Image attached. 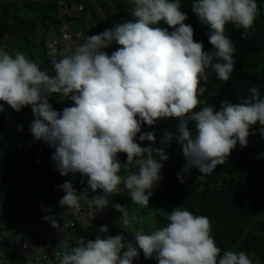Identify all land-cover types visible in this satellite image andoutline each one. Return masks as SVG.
Segmentation results:
<instances>
[{
    "label": "clouds",
    "instance_id": "1",
    "mask_svg": "<svg viewBox=\"0 0 264 264\" xmlns=\"http://www.w3.org/2000/svg\"><path fill=\"white\" fill-rule=\"evenodd\" d=\"M127 2L134 20L87 36L74 50L66 48L54 63V74L50 70L52 75L25 54L13 55L0 48V101L16 112L31 106V134L55 149L51 159L59 174L79 173L92 191L102 190L103 194L88 199L65 181L57 186L65 193L60 206H67L74 215L81 212L82 202L103 210L109 196L126 189L108 209V220L116 215L114 220L123 227L140 219L116 204L117 199L128 194L133 203L147 207L161 179V161L169 158L163 147H141L136 142L143 124L153 126L169 118L178 121L176 131L164 130L160 143L166 147L175 137L187 174L192 169L212 174L237 143L247 147L256 124L264 137V97L259 88L251 87L239 103L223 101L219 110L199 98L207 91L200 81L207 82L213 72L221 81L230 79L237 49L226 26L242 28V38L247 39L260 15L257 0H194L192 11L210 29L212 52L194 40V28L185 23L188 16L181 11L180 0ZM113 43L119 47L109 55L104 49ZM53 94L73 101L74 106L58 112L49 102ZM155 137V132H146L139 140L155 143ZM120 153L127 156L124 164L118 160ZM177 176L183 183V175ZM113 206L121 216L113 212ZM167 220L166 226L150 234L137 231L134 241L123 233L81 240L62 254L59 264H133L141 250L146 259L154 258L158 264H253L244 251L221 254L207 216L177 207ZM108 231L107 226L99 229Z\"/></svg>",
    "mask_w": 264,
    "mask_h": 264
},
{
    "label": "trees",
    "instance_id": "2",
    "mask_svg": "<svg viewBox=\"0 0 264 264\" xmlns=\"http://www.w3.org/2000/svg\"><path fill=\"white\" fill-rule=\"evenodd\" d=\"M193 2L194 0H180L181 11L188 16L185 23L194 28V40L202 42L205 51H215L207 35L210 29L200 24L192 11ZM59 3L60 0L0 3L3 30L19 43L15 47L21 53L37 62L41 70L47 71L49 75L52 72L46 55L45 39L52 26L63 23ZM257 3L260 15L247 39L242 38V28L237 29L232 24L226 26V34L237 49L230 79L221 81L213 72L207 82L203 79L200 81L199 86L207 91L199 98L216 110L220 109L225 100L241 102V98L247 96L249 89L254 86L259 88L264 97V0H257ZM160 26L167 27L163 23ZM49 102L60 112L59 106L52 99L49 98ZM71 104L72 102L69 105ZM0 105L4 108L0 112V230L7 228L22 231L29 228L38 217L44 219L41 206L54 209L60 205L59 201L65 193L57 186L70 181L79 192L87 186V178L79 173L61 176L55 169L51 159L55 149L36 140L31 134L30 125L34 120L31 106H25L16 112L3 101H0ZM28 112L31 113V118L25 119V113ZM20 125L23 126L22 131L18 130ZM177 125L178 121L172 118L158 121L153 126L142 125L136 142L141 147H163L169 158L161 161V179L158 187H154L147 207L133 203L128 194L117 199L116 204L125 207L130 215L137 214L138 218L151 216L150 210L155 208L161 209L164 214L156 218L158 230L167 225L168 213L177 207L195 215L207 216L212 224V236L221 248V254L225 250L244 251L253 264H264V215L258 218L264 209V137L258 131L261 126H253V134L249 136L247 147L241 148L237 143L223 165H218L212 174L204 175L196 169H192L191 174L183 172L185 160L182 147L175 137L166 147L160 143L164 130L176 131ZM189 127L194 131V124ZM146 132L156 133L155 143L139 140V135ZM118 160L121 164L126 163V154H118ZM177 173L183 175V183ZM9 182H14L22 190L20 195L14 196L7 189L6 192L2 191L5 185L11 186L12 183L8 184ZM112 210L118 216L122 215L114 206ZM45 221L50 223L51 219ZM101 226H107L108 233H100ZM122 233L127 240L134 241L135 234L123 227L119 220L96 221L92 226L80 224L76 228L77 235L71 239V245L73 246L76 238L86 242L95 240L97 236L106 238L107 235ZM35 236L40 240L38 233ZM133 264L158 262L154 258L146 259L141 250Z\"/></svg>",
    "mask_w": 264,
    "mask_h": 264
},
{
    "label": "built area",
    "instance_id": "3",
    "mask_svg": "<svg viewBox=\"0 0 264 264\" xmlns=\"http://www.w3.org/2000/svg\"><path fill=\"white\" fill-rule=\"evenodd\" d=\"M60 4L64 5L63 2ZM65 9L69 10L70 7L66 6ZM78 10L83 11V6L78 7ZM48 32L45 49L50 70L54 74V63L60 59L62 48L69 46L72 40L81 38L82 34L79 30L70 29L64 23L52 26ZM60 99L61 101L66 100L63 97ZM123 187L121 185V188ZM125 191L127 190L125 189L123 192ZM85 193L88 199L103 194L102 190L92 191L88 185L78 192V194ZM122 193L109 196V203L103 210L88 207L83 202L79 214L74 215L69 209H66L63 218L55 221L57 225L55 227L52 222L47 223L42 217H38L28 229L21 231V241L14 251L15 256L26 259V264H52L60 261L62 254L71 250V239L77 235L76 228L80 224L92 226L96 221L106 222L111 217L108 209ZM112 217L116 219V215H112ZM14 231L0 230V246L15 239ZM36 233L39 234L40 240L36 238Z\"/></svg>",
    "mask_w": 264,
    "mask_h": 264
},
{
    "label": "crops",
    "instance_id": "4",
    "mask_svg": "<svg viewBox=\"0 0 264 264\" xmlns=\"http://www.w3.org/2000/svg\"><path fill=\"white\" fill-rule=\"evenodd\" d=\"M15 1L18 0H0V3L7 4L9 2ZM46 1L48 0H42L40 2ZM60 2L64 3L62 6L59 3V12L63 23L66 24L70 29L79 30L82 34L81 38H76L71 41L69 46H64L61 52H64L66 48H71L74 50L75 47L84 43V40L87 36L101 33L106 29H111L118 23L134 20V17L131 15L132 5H130L127 0H60ZM66 6L70 7V9L66 10ZM78 6H84L85 9L83 11H79ZM3 26V19L0 18V48H3L10 54H15L16 51H19L17 47H15L19 43L14 37L3 30ZM48 34L49 32L47 33V36ZM118 47L119 45L113 43L107 49H104V51L110 55L112 51L116 50ZM59 97L60 96L58 94H53L50 99H52L59 106L60 112L63 111L65 107L74 106L73 101L69 99L61 101ZM71 102L72 104L69 105ZM30 118L31 113H25V119ZM41 209L44 210V206H41ZM46 210H48V208H46ZM47 217L51 219L49 216ZM14 233L16 234L15 239L8 241L1 246H11V256L16 259H20L15 256L14 251L17 249V246L21 241V232L14 231ZM3 255V253H0V257ZM0 264L17 263H10L0 259Z\"/></svg>",
    "mask_w": 264,
    "mask_h": 264
},
{
    "label": "rangeland",
    "instance_id": "5",
    "mask_svg": "<svg viewBox=\"0 0 264 264\" xmlns=\"http://www.w3.org/2000/svg\"><path fill=\"white\" fill-rule=\"evenodd\" d=\"M34 1H39L40 2L42 0H34ZM26 121L27 120H25V122ZM11 125H13V124H11ZM8 184H11V186L5 185V187L2 190L3 192H6V189H7L14 196L20 195V193L22 192V190L21 189H18L16 187V185H15L14 182H9ZM158 185H159V183H157L156 186L158 187ZM41 213L43 214L44 217L49 216L52 220L58 221L61 218H63V216L66 214V207L65 206L64 207H61L59 205V206H57L54 209H48V210H46V208H45L44 210H42ZM150 213H151V216H149V215L142 216L141 218H138V219H140V222L139 223H135L133 225H129L128 227H125V228L130 233H133V234H135L137 231H143L145 233L147 231L150 234L151 232H154V231L158 230V227L156 225V218H157V216L162 215L164 213L162 212L161 209H156V208L154 210H150ZM261 215H264V209L258 215L259 216L258 218H260ZM25 229H22V231L25 230ZM5 230H9V229L6 228ZM80 241H81V239L76 238L75 241H74V243H73V246L71 245V247L73 248L75 246H78L79 243H80ZM0 253H3L4 254L2 257H0V259L3 260V261L10 262V263L16 262L17 264H26V259H16L13 256H11V246H7V245L0 246ZM59 262L60 261H57V262L52 263V264H59Z\"/></svg>",
    "mask_w": 264,
    "mask_h": 264
}]
</instances>
